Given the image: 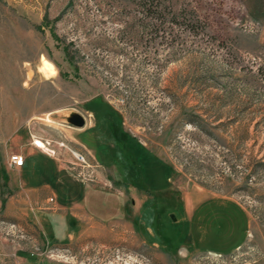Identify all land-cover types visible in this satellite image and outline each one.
<instances>
[{
    "label": "rangeland",
    "instance_id": "1",
    "mask_svg": "<svg viewBox=\"0 0 264 264\" xmlns=\"http://www.w3.org/2000/svg\"><path fill=\"white\" fill-rule=\"evenodd\" d=\"M97 101L145 146L100 172L126 206L74 225L49 201L7 214L9 155L38 136L56 153L35 151L76 164ZM229 204L248 219L241 245L183 234L199 208ZM0 264H264V0H0Z\"/></svg>",
    "mask_w": 264,
    "mask_h": 264
},
{
    "label": "crops",
    "instance_id": "2",
    "mask_svg": "<svg viewBox=\"0 0 264 264\" xmlns=\"http://www.w3.org/2000/svg\"><path fill=\"white\" fill-rule=\"evenodd\" d=\"M89 110L93 114V120L91 119V122L79 128L74 134V139L81 148L88 152L91 162H97L96 180L82 177L74 182V186L70 185L68 180L60 182L61 173H71L70 171L74 169L73 172L79 175L78 165L74 162L71 163V166L63 165L56 158L52 156L48 158L35 151L34 149L38 148L31 145L27 148L25 156L19 153L24 158L22 166L12 167V175L6 170L7 184L11 189L12 187L15 188L5 201L7 214L21 218L22 216L18 217V214L21 213L22 203L29 204L30 209L33 208V205L41 208L48 201V198L53 196L55 198L54 206L62 209L65 215L67 214L69 225H74L80 222L83 217L102 223L94 218L91 213L101 215L107 212L113 199L116 205L123 204L126 206L125 198L122 196L124 192L104 183L103 180L105 179L101 178L100 172L104 169L118 167L122 161V152L132 151V146L144 145L119 128L116 118L118 114L113 111V107L110 105L97 101L93 106H89ZM114 153L116 157L112 156ZM158 160L162 161L160 158ZM163 163L165 164L164 160ZM20 172H23L24 177L18 179L17 174ZM119 186H121L120 183ZM70 191L76 192L75 199L70 197ZM38 204L40 207L37 206ZM237 207V205L234 207L229 204L221 210H213L205 206L199 208L196 214L194 213L187 225L179 224L184 225L183 234L187 231L186 227L189 226L193 243L198 244L202 249L223 251L232 249L244 241L248 225L244 209L242 212ZM39 217L44 222L48 218H43V215ZM122 217L109 218L107 222L120 220ZM228 226H231L233 230L230 233H225Z\"/></svg>",
    "mask_w": 264,
    "mask_h": 264
},
{
    "label": "built area",
    "instance_id": "3",
    "mask_svg": "<svg viewBox=\"0 0 264 264\" xmlns=\"http://www.w3.org/2000/svg\"><path fill=\"white\" fill-rule=\"evenodd\" d=\"M32 145L42 149L44 152H46L49 155H54L56 153V150L53 146H51V141L46 138L35 136L32 139ZM60 145H65L64 142H60ZM70 149V148H69ZM70 151L73 154V157L76 161V164L79 168V175L81 177L87 178L89 180H93V176L91 172L86 171L84 168H91L92 170H95L98 167L97 162H91L90 155L87 151L83 148H71ZM9 166L15 167V166H22L24 162V158L19 153H13L9 155ZM49 203H54L55 198L53 196L48 198Z\"/></svg>",
    "mask_w": 264,
    "mask_h": 264
},
{
    "label": "bare ground",
    "instance_id": "4",
    "mask_svg": "<svg viewBox=\"0 0 264 264\" xmlns=\"http://www.w3.org/2000/svg\"><path fill=\"white\" fill-rule=\"evenodd\" d=\"M38 68L39 71L45 76H53L56 73V67L54 64L43 55L40 58V64Z\"/></svg>",
    "mask_w": 264,
    "mask_h": 264
},
{
    "label": "water",
    "instance_id": "5",
    "mask_svg": "<svg viewBox=\"0 0 264 264\" xmlns=\"http://www.w3.org/2000/svg\"><path fill=\"white\" fill-rule=\"evenodd\" d=\"M69 120L72 124L78 127H81L84 124V119L80 114H72Z\"/></svg>",
    "mask_w": 264,
    "mask_h": 264
},
{
    "label": "trees",
    "instance_id": "6",
    "mask_svg": "<svg viewBox=\"0 0 264 264\" xmlns=\"http://www.w3.org/2000/svg\"><path fill=\"white\" fill-rule=\"evenodd\" d=\"M254 173H256L255 169H253L250 174L253 175Z\"/></svg>",
    "mask_w": 264,
    "mask_h": 264
}]
</instances>
